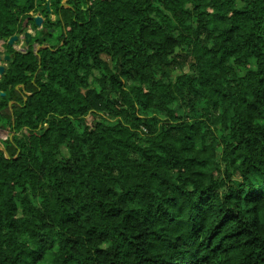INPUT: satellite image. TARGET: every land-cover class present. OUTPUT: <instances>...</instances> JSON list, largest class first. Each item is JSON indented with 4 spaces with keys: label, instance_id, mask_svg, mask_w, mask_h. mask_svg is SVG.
Masks as SVG:
<instances>
[{
    "label": "trees",
    "instance_id": "obj_1",
    "mask_svg": "<svg viewBox=\"0 0 264 264\" xmlns=\"http://www.w3.org/2000/svg\"><path fill=\"white\" fill-rule=\"evenodd\" d=\"M63 1L0 0V42L35 34L0 79V264H264V0Z\"/></svg>",
    "mask_w": 264,
    "mask_h": 264
},
{
    "label": "water",
    "instance_id": "obj_2",
    "mask_svg": "<svg viewBox=\"0 0 264 264\" xmlns=\"http://www.w3.org/2000/svg\"><path fill=\"white\" fill-rule=\"evenodd\" d=\"M67 1H69V0H67ZM48 4H49V3H48ZM48 10L50 11V6H49V5H48ZM43 21H44V20H43L42 17H36V18H35V24L38 26V28H41V27H42V25H43ZM34 37H35V34L33 33L32 29L29 27L28 29H26V31L23 33V35H15V36H13L12 38H10V39L8 40V42H6V43H7L9 46H12V47L15 48V46H16L17 43L23 41L24 44H25L26 46H28L29 43L31 42V40H32ZM15 49H16L17 51H21V52H23V49H20V50H18L17 48H15ZM37 51H38V50H37ZM10 59H11L10 56H5V57L0 56V62L8 61V60H10ZM5 71H6V66H5V65H0V79H1L2 76L4 75ZM2 95H4V93H3ZM0 150L4 151V152L6 153V151H5L4 148H2V149H0ZM6 155H7V153H6Z\"/></svg>",
    "mask_w": 264,
    "mask_h": 264
},
{
    "label": "rangeland",
    "instance_id": "obj_3",
    "mask_svg": "<svg viewBox=\"0 0 264 264\" xmlns=\"http://www.w3.org/2000/svg\"><path fill=\"white\" fill-rule=\"evenodd\" d=\"M67 2H68L67 0H64V1H63V3H67ZM48 3H49V4H48ZM48 5L51 6V2H50V0H48V2H47V9H48ZM84 8H85V7H84ZM48 11H49V10H48ZM49 12H51V9H50ZM33 16H34L35 18H36V17H42V18H43V16H42L39 12L34 13ZM51 18H52V17H51ZM33 33H34V32H33ZM6 45H7L6 42H0V51H1L0 54L6 52ZM15 48H17L18 50L23 49V51H25L26 48H27V46L24 44L23 41H21V42H19V43L16 44ZM7 56H8V55H7ZM4 57H5V56H4ZM87 120H88V122H91V117H88ZM8 137L11 138L12 135H10V134H9L8 132H6V131H1V130H0V149L4 148L2 141L6 140Z\"/></svg>",
    "mask_w": 264,
    "mask_h": 264
},
{
    "label": "crops",
    "instance_id": "obj_4",
    "mask_svg": "<svg viewBox=\"0 0 264 264\" xmlns=\"http://www.w3.org/2000/svg\"><path fill=\"white\" fill-rule=\"evenodd\" d=\"M51 17H52V20H55V19H56V16H54V15H52ZM43 20H44V18H43ZM43 23H44V21H43ZM0 52H1V51H0ZM0 56L4 57V56H7V54H6V52H5V53L0 54ZM6 63H7L6 61H3V62H0V65H5V66H7Z\"/></svg>",
    "mask_w": 264,
    "mask_h": 264
}]
</instances>
